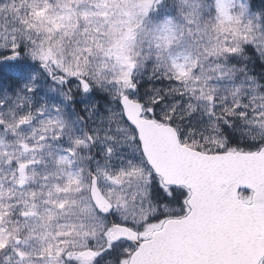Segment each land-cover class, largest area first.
Instances as JSON below:
<instances>
[{
    "label": "snow or ice",
    "instance_id": "obj_1",
    "mask_svg": "<svg viewBox=\"0 0 264 264\" xmlns=\"http://www.w3.org/2000/svg\"><path fill=\"white\" fill-rule=\"evenodd\" d=\"M0 264H264V0H0Z\"/></svg>",
    "mask_w": 264,
    "mask_h": 264
}]
</instances>
